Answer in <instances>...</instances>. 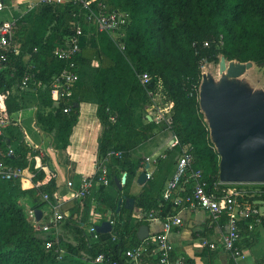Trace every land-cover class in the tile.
Listing matches in <instances>:
<instances>
[{
	"label": "trees",
	"instance_id": "1",
	"mask_svg": "<svg viewBox=\"0 0 264 264\" xmlns=\"http://www.w3.org/2000/svg\"><path fill=\"white\" fill-rule=\"evenodd\" d=\"M104 1L109 8L129 15L124 49L120 50L106 32L96 31L94 45L82 46L75 61L79 72L82 65L90 64L93 59L100 63L88 90H93L96 115L103 126L98 139V158H103L111 150L122 152L121 157H114L108 165L109 184L117 194L113 195L102 185L97 189L98 204L106 207L108 215L112 214L109 218L113 220V228L111 232L98 233L97 237L86 231L85 225L89 224L88 197L82 211L76 210V218L71 213L63 220L75 232V242L64 238L60 232L57 235L43 234L30 222L21 201L24 200L30 210L42 211L43 205L56 201L54 193L57 187L54 172L46 174L41 167L47 164V156L20 138L21 129L12 119L21 103L11 89L23 70L16 66L17 53H11L8 64L0 71V120L11 121L6 136L0 138V161L13 167L27 168L32 174L33 185L23 188L19 178H0V264H129L125 251L140 242L137 230L147 222L134 220L132 212L124 207L116 212L120 194L116 180L120 181V173H126L122 195L134 198V208L144 212L160 210V217L177 210L170 201L162 198L161 191L151 194L152 182L149 179L138 193L130 191L140 168L144 167L143 158L134 157L130 152L129 137L139 134V129L133 125L134 110L148 98L136 73L149 74L146 88L158 102L173 103V113L168 121V129L175 141L173 146L190 145L193 168L202 171L209 188L218 180L219 157L198 105L201 65L205 61H217L218 54H223L228 60H252L264 66V0ZM16 20L18 28L12 45L21 50L29 48L30 59L39 65L34 70L44 80L46 75L40 68L45 66L47 70H55L59 65L52 56L53 48L76 34L78 19L72 16V6L38 2ZM33 47L38 51L31 52ZM12 66H15V71ZM83 86L78 80L69 114L56 109L35 115L36 121L47 132H56L60 148L68 144L79 114L78 103L91 100ZM33 92L43 107L51 105L52 97L46 90ZM132 92L133 99L129 97ZM113 114L115 120L111 121ZM148 124L151 129V121ZM142 136L146 138V135ZM7 144L14 148L12 155L6 154ZM44 194L48 195L47 200L43 198ZM250 200L264 202V184H260L259 195ZM103 211H98L100 221L104 220ZM227 219L224 214L221 222L227 223ZM239 228L240 234H249L244 220H239ZM49 240L52 245L47 248ZM56 249H62V252ZM99 255H103V259L95 262ZM145 258L150 264H157L155 254H147Z\"/></svg>",
	"mask_w": 264,
	"mask_h": 264
},
{
	"label": "built area",
	"instance_id": "2",
	"mask_svg": "<svg viewBox=\"0 0 264 264\" xmlns=\"http://www.w3.org/2000/svg\"><path fill=\"white\" fill-rule=\"evenodd\" d=\"M40 2L49 4H70L72 6V16L77 18L76 34L66 39L63 43L57 44L52 50V56L59 62L55 70H50L42 66L40 71L44 80L38 76L34 69L38 68V62L30 59L28 55V63L23 73L17 78L16 86L20 88H29L30 90L44 89L52 97L50 106H46V112L50 110L59 109L65 114L71 111V102L73 99V91L79 80V65L75 59L80 53L81 47L90 46L89 41L96 38V31L106 32L115 42L116 46L124 49V41L116 42L115 33L123 36L129 24L128 13L109 8L104 0H40ZM18 28L16 18H10L0 21V71L6 67L10 60L11 53H17L18 48L12 45V38ZM86 29L85 31L83 29ZM207 45V43H205ZM37 47H33L31 52H37ZM11 69L15 71V66ZM136 77L140 84L145 88L147 97L151 101V107L155 108L159 116L168 123L173 113L172 102H158V100L146 88L150 80L147 72L136 73ZM108 110V109H107ZM110 120H115V115L110 116ZM9 119L0 120V138L6 136V129L10 126ZM174 144V139L171 143ZM14 148L11 144H7V155H12ZM121 150H111L107 152L103 158L96 163L95 170L91 175L80 178L78 184H75L72 179L66 181V186L71 191L70 199L75 203V211L72 213L76 218V210L82 211L85 199L90 195L91 191L97 185L104 187L110 185L108 177V165L112 162L114 157H121ZM42 169L44 168L41 166ZM147 178L151 177L148 167L145 169ZM121 179L125 172H121ZM32 177L28 174L27 168L13 167L0 161V178L4 180L19 178L23 180L25 177ZM120 179V181H121ZM125 182V181H124ZM240 184H258L261 183H221L218 180L214 181L211 187L208 188L207 182L203 178L200 169L193 168V154L190 145H183L181 147L180 155L176 161L175 170L172 176L166 181L161 190V196L164 200L170 201L175 213H167L160 217V210L151 209L147 212L138 208V212L132 210V218L136 221H146L148 224L158 222L160 224L159 230L149 232L147 237L140 240L139 243L126 249L125 255L128 258L129 264H150L145 258L148 254H155L157 257V264H185V262L175 261L172 258L173 244L170 239V234L174 227H179L183 223V219L179 216L183 211H203L207 214L209 219V226L218 225L222 215H227V227L225 233L221 234L216 241H207L201 239L197 246L208 247L215 249L220 247L226 251L234 264H237L241 258L242 252L238 245L241 238L239 220H244L248 229L253 228L254 221H258L259 210L256 207L257 200H250L255 195H259L260 188L256 186L247 185L246 187ZM124 183H122L123 188ZM123 190H120L119 197L123 198ZM56 201L49 204V212L47 220H40L36 218L34 210H28V218L33 227L48 235H57L60 232L61 224L67 214L62 207V203L57 193H54ZM43 198L48 199V195L44 194ZM97 217V216H95ZM113 225V220L106 216ZM98 218V217H97ZM95 219V218H93ZM100 219V217L98 218ZM100 220L91 221L90 232L93 237H97L94 224L99 223ZM52 241H47L46 247L50 248ZM62 252V249H56ZM103 255L96 257L95 262H100Z\"/></svg>",
	"mask_w": 264,
	"mask_h": 264
},
{
	"label": "crops",
	"instance_id": "3",
	"mask_svg": "<svg viewBox=\"0 0 264 264\" xmlns=\"http://www.w3.org/2000/svg\"><path fill=\"white\" fill-rule=\"evenodd\" d=\"M38 2L40 0H14V2L12 0H0V12H10L8 14L10 17L2 18L0 21L19 17ZM89 43L91 44L90 46H93L94 40L91 39ZM11 92L17 96L21 103V108L12 115V119L21 129L20 138L27 145L38 148L42 154L47 156V164L43 166V170L46 174L54 172V182L57 187L56 193L65 212L71 213L72 209H69V206L75 203L69 198L71 191L66 186V181L72 179L75 184H78L80 178L91 175L94 172L99 159L97 158V146L103 126L96 115L97 104L91 100H82L78 103L79 114L69 135L68 144L64 148H60L57 145L56 132L49 134L35 119V114L42 112V109L44 112L45 109L35 93L29 89H24L23 91L16 85L12 87ZM26 97L31 100V103L29 102L25 105L23 99H26ZM148 106L146 104V107ZM150 110V107H148L147 111ZM146 119L151 122L153 120L151 115H147ZM27 124L30 125L29 128H27ZM156 135L158 146L155 155L160 154L161 148L166 149V152L156 159L153 156H143L144 167L139 170L140 173L145 169V163L148 162V171H150L151 177L147 178L144 183L148 179L150 183L152 182V195L160 193L166 181L172 176L176 161L180 155L178 148H174L173 142L171 143L172 134L168 128H164L163 131L158 132ZM167 144H170L168 149L166 147ZM175 150L177 154L174 155ZM130 152L134 156L132 149ZM28 174H30L29 171ZM137 177L131 185L130 191L132 194L138 193L144 184H139ZM22 182L27 183L26 187L33 185L30 176L25 177ZM257 202L264 204L262 201ZM47 206L49 207V205ZM47 206L41 211L42 220L48 219L49 208ZM256 207L259 210V220L254 221L253 228L249 229L248 235H245V233L241 234L239 243L243 256L238 259L237 264H264V208H260L258 204H256ZM27 209H30L29 206H27ZM134 209V212H138V208ZM179 216L182 217L183 223L179 227H174L170 234L173 244L172 258L175 261L185 262V264H234L230 255L220 247L210 249L197 246L201 239L216 241L221 234L225 233L227 223L223 224L220 219L218 225L209 226L207 214L200 210L183 211L179 213ZM146 225L148 233L152 232L153 229H160L158 222L147 223Z\"/></svg>",
	"mask_w": 264,
	"mask_h": 264
},
{
	"label": "water",
	"instance_id": "4",
	"mask_svg": "<svg viewBox=\"0 0 264 264\" xmlns=\"http://www.w3.org/2000/svg\"><path fill=\"white\" fill-rule=\"evenodd\" d=\"M255 61L228 60L218 54L217 68L201 69L198 84V105L207 124L210 141L218 154L217 177L221 183L264 184V87L254 85L245 76ZM145 163V169L148 167ZM143 169L137 182L143 184L147 173ZM125 175L116 180L122 189ZM124 207L132 212L133 197H119L116 212ZM37 219L41 211L36 210ZM112 223L104 219L94 224L95 232H111ZM148 235L146 224L140 225L137 237Z\"/></svg>",
	"mask_w": 264,
	"mask_h": 264
},
{
	"label": "rangeland",
	"instance_id": "5",
	"mask_svg": "<svg viewBox=\"0 0 264 264\" xmlns=\"http://www.w3.org/2000/svg\"><path fill=\"white\" fill-rule=\"evenodd\" d=\"M12 2H14V0H12ZM9 13H10L9 11L7 13L5 11L0 12V19L10 17L8 15ZM124 37H125V34L123 36H121L118 33H115L114 39L116 42H120V41L123 42ZM16 47H18V46H16ZM21 47L23 48V46H21ZM27 48L28 47H26L25 50H23L24 48L22 50H21V48L20 49L18 48V51L16 54V66L18 69L24 70L27 66L28 55H29V52H28L29 48L28 49ZM99 65H100L99 61L97 59H93L90 64L82 65L80 67V72H79L80 83L84 85L83 88L85 90H87L86 96L89 99L91 98L92 102H95V100L92 99L94 97L93 96V90H91V92H89L88 90L92 87V81L94 78L95 70L99 67ZM202 68L205 70L211 69L213 72H215V70L217 68V61H211V62L205 61L201 65V69ZM245 76L248 78V80L252 81V83L254 85L264 87V66H263V64L255 63L254 67L252 69H250ZM14 85H17V84L15 83ZM24 89H29V88H23V89L21 88V90H23V91H24ZM129 97L131 99L135 98L134 93L133 92L129 93ZM23 102L26 105V103H29V102L31 103V100L28 97H26V99H23ZM144 103L149 105L148 107H150V109H151L150 111H147L148 107H146V104L144 105ZM144 103H142V104L140 103V105L138 107H136V109L134 110V123H133V125L136 127V129H139V131H137L139 134H137V135H133L132 133L129 134V135H131V134L133 135V136L129 137V140H130L129 145L131 144V146H132L131 149H132V152L134 153V157L143 158V156H148V157L153 156L156 159V158L160 157V155L162 153L166 152V149L161 148L160 154L155 155V153H157L156 148L158 146L156 134H158V132H160V131H163L164 128H168V123H166L164 121V119L159 116V114L155 108L151 107V101H149L148 98ZM42 112H43V109H42ZM44 113H46L45 109H44ZM147 115H151V117L153 119L151 122V125H152L151 129L148 126L149 121H147V119H146ZM29 126L30 125L27 124V128H29ZM132 131H134V130H131V132ZM49 134H52V133H49ZM121 135H123V132L121 133ZM142 135H146V138H144ZM172 139H174L173 136H172ZM126 141H128V136L126 137ZM169 145L170 144H167V146H166L167 149H168ZM177 148H178V151L180 153L181 147H177ZM172 153H173V151H172ZM173 154L174 155L177 154V151L175 150V153H173ZM21 182H22V180H21ZM24 183H26V182H24ZM24 183L22 182V184H21L22 187L27 188L26 185H24ZM240 185L246 187L247 185L256 186L258 184H255V185H253V184H240ZM256 187L259 189L260 185H258ZM97 189H98V185H97V187H94V189L91 191L90 195L88 196V217H87V220H88L89 224L87 226L85 225V229L87 232L90 229L91 221L100 220V219H98L100 217L98 211L101 212L104 210L103 214L102 213L101 214L103 215L104 219L107 218L106 216H107L108 211L105 210L106 207L103 206V204H100V205L98 204V191H97ZM105 189L107 191L111 192L113 195L117 194V190L111 185L106 186ZM21 203L23 205V208L25 209V211L28 214L27 204L24 202V200H22ZM260 203L261 202H257V204L260 205V208L261 207L264 208V204H260ZM46 206H47V204L43 205V209L46 208ZM69 209H72L71 213H73L76 209L75 205H70ZM71 213H66V214H67V216H69ZM109 215L111 216L112 214L110 213ZM95 216H97L98 218ZM93 218H95V219H93ZM65 222L62 224L63 226L61 225L62 229H61L60 233L62 234V236L64 238H67L68 240L75 242V238H76L75 232L71 228H69V226H67L65 224Z\"/></svg>",
	"mask_w": 264,
	"mask_h": 264
},
{
	"label": "bare ground",
	"instance_id": "6",
	"mask_svg": "<svg viewBox=\"0 0 264 264\" xmlns=\"http://www.w3.org/2000/svg\"><path fill=\"white\" fill-rule=\"evenodd\" d=\"M24 184H26V185H27V183H24Z\"/></svg>",
	"mask_w": 264,
	"mask_h": 264
}]
</instances>
